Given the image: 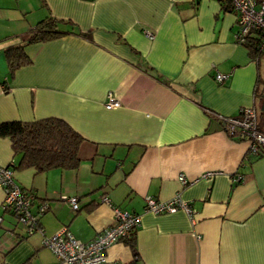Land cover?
<instances>
[{"label": "crops", "instance_id": "obj_1", "mask_svg": "<svg viewBox=\"0 0 264 264\" xmlns=\"http://www.w3.org/2000/svg\"><path fill=\"white\" fill-rule=\"evenodd\" d=\"M46 16L65 33L25 44L31 62L11 75L5 49ZM236 16L218 0H0V122L58 117L83 137L76 168L40 172L15 168L20 153L0 137V163L13 164L14 181L34 192L31 210L47 204L37 215L44 235L65 227L87 242L118 207L139 215L138 258L118 241L106 250L111 260L264 264V154L248 152L247 139L206 112L253 106L264 133L261 55L256 61L235 40ZM216 71L227 74L220 83ZM108 93L118 107L105 108ZM176 193L191 214L145 209L146 197ZM64 196L77 197L78 209ZM2 200L0 188V264H65Z\"/></svg>", "mask_w": 264, "mask_h": 264}, {"label": "built area", "instance_id": "obj_2", "mask_svg": "<svg viewBox=\"0 0 264 264\" xmlns=\"http://www.w3.org/2000/svg\"><path fill=\"white\" fill-rule=\"evenodd\" d=\"M232 9L237 17V30L235 40L243 44L250 32L259 36L257 50L264 53V0H229ZM150 35V33H147ZM227 77L226 73L216 71L214 79L222 82ZM105 108L110 109L119 106V101L108 93L104 103ZM206 112L215 117L221 124L224 131L229 135L247 139L248 150L257 153L264 149V133L257 127L256 111L254 107H241L235 116H225L211 110ZM217 171H206L202 177L210 178ZM234 181H240L241 175L233 177ZM178 180L182 185L186 184L185 176L178 174ZM0 188L3 190L2 207L8 210L22 225L26 234L39 231L42 234V243L51 249L55 256L65 264H125L118 260H111L106 255L107 248L118 241H124L131 237L133 231L139 224V215L118 207H112V221L95 237L87 242L77 240L65 227L51 236L44 235L39 223L38 214H42L47 208L45 202L37 206V212L31 210L35 198L34 192L22 188L13 179L12 164L3 165L0 163ZM73 210L78 209V200L75 196H64ZM102 202H108L105 195L101 196ZM181 208L191 214L192 208L188 202L180 199L175 194L168 200L160 201L151 197L145 198V209L153 213L169 212ZM1 222V216H0ZM134 264H138L135 262Z\"/></svg>", "mask_w": 264, "mask_h": 264}, {"label": "trees", "instance_id": "obj_3", "mask_svg": "<svg viewBox=\"0 0 264 264\" xmlns=\"http://www.w3.org/2000/svg\"><path fill=\"white\" fill-rule=\"evenodd\" d=\"M218 1L223 10H233L229 0ZM60 22V19L46 16L28 31L23 44L5 49L4 53L11 75L18 67L31 62L24 51L25 44L48 41L65 33L59 29ZM258 42L259 36L255 32H250L242 44L247 49L248 55L256 61L262 54L257 50ZM0 137H8L14 152L20 153L19 161L14 166L17 169L33 168L39 172L50 168L73 169L79 163L78 150L83 137L65 120L58 117H45L31 121H2ZM261 154H264V149L253 153L254 156ZM124 242L129 245L133 258L137 259L135 231Z\"/></svg>", "mask_w": 264, "mask_h": 264}, {"label": "rangeland", "instance_id": "obj_4", "mask_svg": "<svg viewBox=\"0 0 264 264\" xmlns=\"http://www.w3.org/2000/svg\"><path fill=\"white\" fill-rule=\"evenodd\" d=\"M260 63L262 66V72H264V53L261 54ZM262 75H264V73H262ZM262 95H264V92H262ZM259 99H264V96L259 97ZM3 224H4V222H3Z\"/></svg>", "mask_w": 264, "mask_h": 264}]
</instances>
